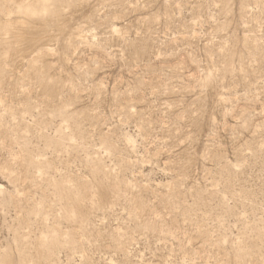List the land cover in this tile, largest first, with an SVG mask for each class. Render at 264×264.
Listing matches in <instances>:
<instances>
[{
  "label": "rangeland",
  "instance_id": "374dc122",
  "mask_svg": "<svg viewBox=\"0 0 264 264\" xmlns=\"http://www.w3.org/2000/svg\"><path fill=\"white\" fill-rule=\"evenodd\" d=\"M0 264H264V0H0Z\"/></svg>",
  "mask_w": 264,
  "mask_h": 264
}]
</instances>
